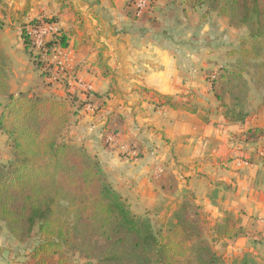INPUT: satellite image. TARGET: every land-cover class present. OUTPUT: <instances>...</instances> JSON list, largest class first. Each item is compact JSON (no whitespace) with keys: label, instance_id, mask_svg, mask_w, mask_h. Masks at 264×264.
Masks as SVG:
<instances>
[{"label":"crops","instance_id":"0c3cea01","mask_svg":"<svg viewBox=\"0 0 264 264\" xmlns=\"http://www.w3.org/2000/svg\"><path fill=\"white\" fill-rule=\"evenodd\" d=\"M48 1L33 0L27 19L48 14L39 10ZM74 1L75 13L60 8L56 16L69 32L68 68L92 95L66 94L49 75L39 79L42 72L31 60L14 66L10 87L18 83L19 92L42 91L58 100L77 95L66 139L96 157L133 210L146 214L190 202L226 263L247 258L264 264V107L243 122L224 116L207 74L215 71L213 56L198 50L206 27L199 26V10L156 0L138 16V0ZM106 115H112L111 127ZM252 129L263 136L248 139ZM10 159L0 132V163ZM227 228L240 234L226 238Z\"/></svg>","mask_w":264,"mask_h":264},{"label":"trees","instance_id":"16d2710c","mask_svg":"<svg viewBox=\"0 0 264 264\" xmlns=\"http://www.w3.org/2000/svg\"><path fill=\"white\" fill-rule=\"evenodd\" d=\"M183 1L191 10L209 7L227 18L231 27L250 29L252 48L230 52V57H238L236 63L219 70L211 81L224 116L232 122L245 121L249 112L244 75H250V65L262 66L251 62L259 60L264 51V0ZM22 39L28 52L32 41L24 28ZM56 42L63 49L69 47L63 35ZM0 95L7 98L0 113V132L7 137L11 153L9 162L0 163V221L19 243L36 234L41 237L30 256L35 264H68L69 254L101 264H193L189 246H197L198 241V264L222 261L207 248L211 245L201 241L204 221L190 202L174 211L167 232L155 231L149 218L132 212L108 181L101 163L84 147L64 138L71 120L67 101L14 95L1 69ZM260 136L262 131L252 129L248 139ZM191 209L196 213L189 214ZM239 234L227 228L224 237ZM242 264L255 263L245 258Z\"/></svg>","mask_w":264,"mask_h":264},{"label":"rangeland","instance_id":"374dc122","mask_svg":"<svg viewBox=\"0 0 264 264\" xmlns=\"http://www.w3.org/2000/svg\"><path fill=\"white\" fill-rule=\"evenodd\" d=\"M168 2H174L173 4H179V10L183 11L182 5H184L183 0H167ZM182 2V3H179ZM46 6L41 7L39 10L41 12L47 11L48 14H42L43 17H34L33 19H27L28 13L31 12V8L34 7L33 0H0V69L4 70L7 77V83L9 87V92H13L12 94L18 95L20 93H28L30 92H19L20 84L12 83V87H10V76L14 77V71H18L15 67L21 65L23 62V66L25 64H29L30 60L33 63V67L36 70H41L42 74L38 75L39 79H45L49 75V81L51 82V77L53 73L49 70L54 68L53 64L50 63V57L55 53V49L59 47L58 43H55L56 38L59 36H64L68 38L69 32H65V28L60 25L58 21V16H56V12L59 9L72 8L75 9V1L74 0H49ZM186 5V4H185ZM149 6L155 7L156 0H149ZM199 10V26L201 29L205 27V31L201 34L203 36V41L200 43V47L198 48L199 52L202 55L213 56L212 68L215 71L208 72V79L210 82L217 75V72L222 69L230 68L237 61L236 57H230V52L240 51L243 48H252L253 41L250 37V29L246 25H241L239 27H231L229 24V20L227 18H222L218 15L216 11H212L209 7L203 6L198 9ZM75 10H73L74 12ZM40 12V13H41ZM75 13V12H74ZM27 15V16H26ZM45 16V17H44ZM80 14L77 12L75 17L77 18ZM48 20H53V23H56L59 26V36L55 35L53 40L49 41L46 45L45 49L37 48L34 43L31 44L30 50L27 52L25 49L24 41L22 39L23 28L31 35L33 39V35L37 25L41 22L48 23ZM204 26V27H203ZM209 27V29H208ZM176 37L177 35H172ZM206 38V39H205ZM31 39V41H32ZM178 40V39H177ZM185 40V39H183ZM54 42V43H53ZM255 62L261 64L262 66L250 65L248 68L250 75L245 74L244 78L247 82V94H246V110L250 113H253L264 107V51L261 53V58L259 60H253L251 64H255ZM67 63V71L66 75L55 82L54 84H59L61 89L66 94H72L68 90V83L73 82L78 75L73 73L75 69L68 68ZM15 66V67H14ZM17 73V72H16ZM18 76V75H17ZM16 78V77H15ZM14 80V79H13ZM46 82V80L44 81ZM67 88L65 90V88ZM38 88V87H37ZM77 92L84 93L88 96L92 95V91L90 93H85L83 91L78 90ZM43 92L38 94H33L34 96H42L53 98L54 100H58L52 96L44 95ZM114 97H117L116 91H113ZM68 96V95H67ZM77 95H70L64 101L68 102L69 109L72 112L73 108L77 106L75 101L78 99L74 98ZM55 97H57L55 95ZM6 98V97H5ZM1 99V101L5 104L7 103V98ZM227 101L230 102V97L227 96ZM219 103V102H218ZM75 105V106H74ZM91 112H94L96 109L92 107ZM3 109V108H2ZM99 109L96 111L98 112ZM115 111H117L115 109ZM95 113L92 115L94 116ZM112 115H106L108 118V126L111 127L113 124V120L109 119ZM116 121V120H115ZM117 122V121H116ZM116 122H114L116 124ZM124 120L120 121L118 125L124 126ZM111 136L113 135L112 131ZM119 131L114 135H118ZM67 130L64 132V138L67 136ZM110 135L105 136L106 139L111 142V139L108 138ZM113 135V136H114ZM105 144H107L104 139ZM79 146L78 144H76ZM127 148L129 144H126ZM132 146V145H131ZM131 148V147H130ZM86 150V149H85ZM87 151V150H86ZM91 155V154H90ZM92 156V155H91ZM94 157V156H92ZM96 159V157H94ZM9 162V160L7 161ZM3 162V163H7ZM108 181L112 185L110 177L108 173L103 169ZM113 186V185H112ZM114 188V187H113ZM123 197V196H122ZM124 198V197H123ZM131 206V205H130ZM180 206L178 204L175 208L167 209L166 205L160 206L150 213L141 214L137 212V210H133L132 212L137 216L142 218H149L152 222L153 228L155 231L162 230L163 232H167L168 227L167 224L169 222V218L173 215L174 211ZM196 211L191 209L189 214H194ZM171 214V215H170ZM170 215V216H169ZM197 240L194 238V242ZM201 241H203L206 245H211V238L209 232L203 231L201 234ZM42 242L41 237L39 235H34L31 239L26 241L25 243H19L9 232L5 223L0 221V263L3 264H35L30 256L33 252V249L38 246ZM197 246H189L191 248V252L189 253L188 258L192 261L193 264H198L199 254L197 249L200 248L199 241ZM192 245V243H189ZM203 246H201V249ZM207 248H212V246H207ZM203 258H206V254L204 253ZM68 264H101L99 261L94 259H88L86 257H81L79 254H69L68 255ZM219 264H231L226 263L224 259ZM232 264H242L238 261H235Z\"/></svg>","mask_w":264,"mask_h":264},{"label":"built area","instance_id":"2783aa9c","mask_svg":"<svg viewBox=\"0 0 264 264\" xmlns=\"http://www.w3.org/2000/svg\"><path fill=\"white\" fill-rule=\"evenodd\" d=\"M135 11L138 16L143 15L149 6L148 0H138L134 3ZM59 26L53 22H41L37 25L34 35L32 36V43L37 48L45 49L49 41L53 40L54 36H59ZM30 35V34H29ZM31 37V35H30ZM67 56L65 55V49L60 46L55 49V53L50 57V63L55 66V71L53 76L50 78L51 82L62 79L66 75L67 71ZM67 76V75H66ZM56 83V82H55ZM68 89L71 93H76L78 90L85 93H90L92 91L91 86L82 78L77 77L73 82L68 83ZM261 222L264 223V218L261 219Z\"/></svg>","mask_w":264,"mask_h":264}]
</instances>
